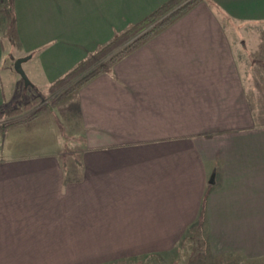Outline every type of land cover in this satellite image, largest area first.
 <instances>
[{"label": "crops", "instance_id": "crops-1", "mask_svg": "<svg viewBox=\"0 0 264 264\" xmlns=\"http://www.w3.org/2000/svg\"><path fill=\"white\" fill-rule=\"evenodd\" d=\"M3 1L0 106L17 58L51 84L168 0ZM71 104L0 136V264L141 261L196 228L264 260V0H201Z\"/></svg>", "mask_w": 264, "mask_h": 264}, {"label": "trees", "instance_id": "trees-1", "mask_svg": "<svg viewBox=\"0 0 264 264\" xmlns=\"http://www.w3.org/2000/svg\"><path fill=\"white\" fill-rule=\"evenodd\" d=\"M201 0H168L139 22L130 24L113 38L79 61L65 75L51 83L48 107L69 105L78 96L80 88L97 75L110 71L122 57L165 31L188 13ZM7 5L10 0H7ZM8 7V6H7ZM40 97L19 106H0V135L13 127L29 124L48 109L40 105Z\"/></svg>", "mask_w": 264, "mask_h": 264}, {"label": "rangeland", "instance_id": "rangeland-1", "mask_svg": "<svg viewBox=\"0 0 264 264\" xmlns=\"http://www.w3.org/2000/svg\"><path fill=\"white\" fill-rule=\"evenodd\" d=\"M7 0H4V7H7L8 3ZM250 53V52H249ZM251 55V53H250ZM23 68L31 79V73L28 71L30 70V66L27 64L23 65ZM26 68V69H25ZM18 75V74H17ZM19 78L13 81H9L8 77L3 74V80L5 84V90L8 95V103L5 105L8 106H19L22 107L26 102L33 100L36 97H40V105L45 107L49 106V100L51 97L50 94V86L51 84L45 83V81H41L37 84V88L34 87V83L26 86L25 81L19 75ZM10 82H12L10 84ZM10 104V105H9ZM73 105L70 103L69 105H62L56 107H48L46 112L54 111L57 115H66L71 109ZM45 112V113H46ZM44 113V114H45ZM61 117V116H60ZM3 136V135H0ZM70 143V142H69ZM196 234H189L188 237L184 239L183 244L180 246L181 248L177 250V254H167L162 255L160 257H153L148 259H143L141 261H129L128 263L123 264H264V260L260 261H244L242 263L241 260H237L234 257L230 258H213L208 254L206 249V241L205 235L202 234V231L198 230L197 228L194 230ZM194 232V233H195Z\"/></svg>", "mask_w": 264, "mask_h": 264}, {"label": "water", "instance_id": "water-1", "mask_svg": "<svg viewBox=\"0 0 264 264\" xmlns=\"http://www.w3.org/2000/svg\"><path fill=\"white\" fill-rule=\"evenodd\" d=\"M30 58H31V55H27V56L19 57L14 61V69L25 81L26 86L32 84V82L30 81L29 77L27 76L23 68V63H25Z\"/></svg>", "mask_w": 264, "mask_h": 264}]
</instances>
